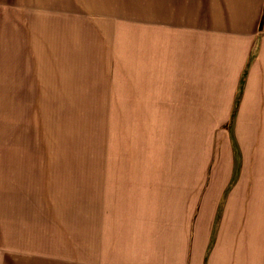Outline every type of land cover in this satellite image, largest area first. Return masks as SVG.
Listing matches in <instances>:
<instances>
[{
	"label": "rangeland",
	"instance_id": "obj_1",
	"mask_svg": "<svg viewBox=\"0 0 264 264\" xmlns=\"http://www.w3.org/2000/svg\"><path fill=\"white\" fill-rule=\"evenodd\" d=\"M45 1L31 37L34 14L0 13L21 24L0 30V264L263 254L264 124L150 107L163 0Z\"/></svg>",
	"mask_w": 264,
	"mask_h": 264
},
{
	"label": "crops",
	"instance_id": "obj_2",
	"mask_svg": "<svg viewBox=\"0 0 264 264\" xmlns=\"http://www.w3.org/2000/svg\"><path fill=\"white\" fill-rule=\"evenodd\" d=\"M44 1L0 0V13L34 14L33 24L31 17L30 23L24 20L28 34V27L37 26V14L41 20L46 11ZM45 3L52 5L53 1ZM8 22L7 18L1 27L0 18V30L5 27L7 35L21 27L16 22L9 27ZM162 32L165 44L170 43L165 52L172 56L177 72L173 66L170 72L166 65V70L148 74L147 84L167 94L150 107L199 110L196 118L209 119L196 123L264 124V0H163ZM33 35L36 38V32ZM194 243L192 248H183L184 264L233 262L227 254L216 257L214 247L206 254ZM244 264H264V252L250 255Z\"/></svg>",
	"mask_w": 264,
	"mask_h": 264
}]
</instances>
